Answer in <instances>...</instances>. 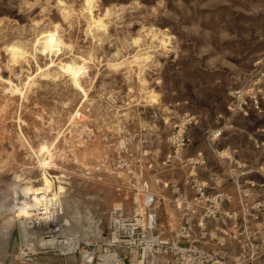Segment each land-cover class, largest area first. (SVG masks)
Masks as SVG:
<instances>
[{
    "label": "rangeland",
    "instance_id": "1",
    "mask_svg": "<svg viewBox=\"0 0 264 264\" xmlns=\"http://www.w3.org/2000/svg\"><path fill=\"white\" fill-rule=\"evenodd\" d=\"M49 31H58L50 42L63 46L60 54L35 55ZM17 43L30 56L14 63L7 47ZM262 76L264 0H0V264H23L27 253L19 225L5 231L16 175L23 186H43L40 147L54 145L47 172L56 190L67 188L82 235L98 241L112 209L134 212L146 185L156 193L161 181L182 178L160 166L184 115L201 117L189 153H205V179L222 182L231 151L254 161L264 117L231 108L235 93ZM16 86L23 95L12 94ZM219 131L222 138L205 141ZM39 257L62 264L57 250Z\"/></svg>",
    "mask_w": 264,
    "mask_h": 264
},
{
    "label": "built area",
    "instance_id": "2",
    "mask_svg": "<svg viewBox=\"0 0 264 264\" xmlns=\"http://www.w3.org/2000/svg\"><path fill=\"white\" fill-rule=\"evenodd\" d=\"M263 77L235 93L231 112L264 117ZM200 124V116L186 114L169 136L170 151L160 169H177L183 176L161 182L173 204L167 222L161 219L165 199L146 185L136 211L114 208L108 213L98 241L58 251L62 264H72V259L76 264H264V124L254 140L257 157L248 163L239 151H231L221 183L202 177L209 166L203 151L189 153V131ZM223 133L208 132L205 141L219 140ZM41 245V253L23 255V264H43L39 254L55 250Z\"/></svg>",
    "mask_w": 264,
    "mask_h": 264
},
{
    "label": "bare ground",
    "instance_id": "3",
    "mask_svg": "<svg viewBox=\"0 0 264 264\" xmlns=\"http://www.w3.org/2000/svg\"><path fill=\"white\" fill-rule=\"evenodd\" d=\"M94 24L95 23H92L91 25L93 26ZM57 32L58 31H49L37 40L33 47V53H35V55L37 52H42L45 55L59 53L63 46L57 42H50L51 38L58 34ZM96 34H98V32ZM165 38L161 40L162 44L166 42ZM152 39H154V37ZM158 44L159 43H157V45ZM156 47L155 49H157ZM7 50L11 53L14 63L24 61L30 56L22 44L20 45L17 43L10 45L7 47ZM145 58L146 54H139L134 60V63L139 65L145 61ZM31 82L32 79L30 78L27 87L30 86ZM12 92V94H19V96L23 95L22 90L17 86L13 87ZM53 146L54 145L50 147L42 146L37 152V154H39V168L43 172V186L41 188H35L32 185L23 186L22 183L24 182V179L22 176L16 175L15 177L16 190L19 189L20 191L15 192L13 198L15 213L8 218V228L5 232H9L14 224H18L21 229V245L28 253H35L38 246L41 244L64 253L68 252V250L79 248L82 243H91V240L85 239L86 236L84 237V234L82 235V232H84L85 229L80 225L81 222H79L80 217H78V213L68 207L64 202V195L67 188L60 186L59 189L56 190L54 183L47 172L49 168L47 160L49 159V161L52 162L54 158L53 153L50 150ZM59 179L62 180L60 181L61 184H66L64 180H68L65 176H62ZM44 242H46V244H44Z\"/></svg>",
    "mask_w": 264,
    "mask_h": 264
},
{
    "label": "crops",
    "instance_id": "4",
    "mask_svg": "<svg viewBox=\"0 0 264 264\" xmlns=\"http://www.w3.org/2000/svg\"><path fill=\"white\" fill-rule=\"evenodd\" d=\"M167 181H169V180H167ZM161 182H162V181H161ZM164 182H166V181H164ZM148 191H149L150 193L154 194V195L157 196V197H163V198L165 199L164 207H163L162 210H164V211L167 213V215L170 214L169 211H172V212H173V204H172V202H171V195H170L169 192L162 190V191H160V192H156V193H154V192H152V191L150 190V188H148ZM164 194H165V195H164ZM171 215H172V214H171Z\"/></svg>",
    "mask_w": 264,
    "mask_h": 264
}]
</instances>
